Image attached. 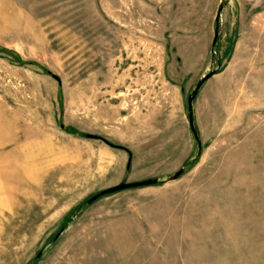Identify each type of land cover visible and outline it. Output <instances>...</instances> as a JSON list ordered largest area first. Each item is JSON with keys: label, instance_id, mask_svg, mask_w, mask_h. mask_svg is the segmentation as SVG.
I'll use <instances>...</instances> for the list:
<instances>
[{"label": "rangeland", "instance_id": "374dc122", "mask_svg": "<svg viewBox=\"0 0 264 264\" xmlns=\"http://www.w3.org/2000/svg\"><path fill=\"white\" fill-rule=\"evenodd\" d=\"M0 264H264V0H0Z\"/></svg>", "mask_w": 264, "mask_h": 264}, {"label": "water", "instance_id": "95a60500", "mask_svg": "<svg viewBox=\"0 0 264 264\" xmlns=\"http://www.w3.org/2000/svg\"><path fill=\"white\" fill-rule=\"evenodd\" d=\"M221 8L222 7L220 6L218 14H217V16L215 18L216 24L218 23V20H219V13H220ZM217 35H218V33H217V25H216L215 30H214L213 39H212V42H211V51L212 52L214 51V47H215V44H216V41H217ZM214 74H215L214 71H210V72H207L206 74L202 75L201 78L196 82L193 90L187 96V100H186L187 110H188V124H189V128H190V130H191V132H192V134H193V136H194V138H195V140L197 142V153L198 154L200 152L201 144H200L199 137L197 135V132H196L194 124H193L192 102H193L198 90L200 89V87L205 83V81H207ZM87 137L96 138L97 136L92 135V134H87ZM128 164H129V161H128ZM128 164H127V166H128ZM181 173H182V169L176 171L170 177V180L177 179L180 176ZM156 182H157L156 178H154V179H145V180H141V181L128 182V183L121 182V183H118V184H116L114 186H111V187H108V188L100 190L96 194H94L91 197H89L86 202L89 204V203L93 202L94 200L98 199L100 196H103V195H106V194L114 193V192H117V191H120V190H124V189H128V188H136V187H140V186H148V185L155 184ZM39 255H40V253L37 254V256H39Z\"/></svg>", "mask_w": 264, "mask_h": 264}, {"label": "trees", "instance_id": "16d2710c", "mask_svg": "<svg viewBox=\"0 0 264 264\" xmlns=\"http://www.w3.org/2000/svg\"><path fill=\"white\" fill-rule=\"evenodd\" d=\"M104 196V195H103ZM100 197H102V196H100ZM64 225V224H63Z\"/></svg>", "mask_w": 264, "mask_h": 264}]
</instances>
